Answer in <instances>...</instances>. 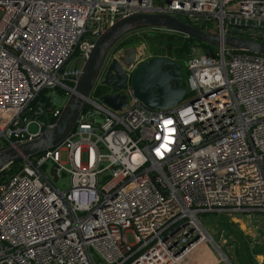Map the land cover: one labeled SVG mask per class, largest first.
Here are the masks:
<instances>
[{
  "label": "built area",
  "instance_id": "1",
  "mask_svg": "<svg viewBox=\"0 0 264 264\" xmlns=\"http://www.w3.org/2000/svg\"><path fill=\"white\" fill-rule=\"evenodd\" d=\"M136 14L264 44V0H0V149L53 128L96 40ZM216 49L186 62L199 100L153 114L130 83L105 86L124 50L109 52L73 133L0 173V264H186L204 240L200 216L264 214V56ZM137 52L129 78L170 58ZM106 95L127 106L112 110Z\"/></svg>",
  "mask_w": 264,
  "mask_h": 264
},
{
  "label": "water",
  "instance_id": "2",
  "mask_svg": "<svg viewBox=\"0 0 264 264\" xmlns=\"http://www.w3.org/2000/svg\"><path fill=\"white\" fill-rule=\"evenodd\" d=\"M142 28H159L182 34L202 44L221 48L247 51L264 56V44L249 39L225 38L207 33L189 23L170 15L136 14L117 21L95 42L89 59L83 66L82 76L65 102L63 111L54 127L32 140L0 149V173L16 162L27 160L61 145L75 130L80 116L84 113L88 99L97 82L100 70L108 53L115 44L130 32ZM136 48L120 52L105 76V86L122 90L130 83L134 96L153 114L169 110L184 101L187 90L183 85L182 66L167 58L157 57L140 63L131 78L127 70L138 62ZM193 101L199 97L195 89L190 90ZM103 104L120 111L127 106L125 97L106 95Z\"/></svg>",
  "mask_w": 264,
  "mask_h": 264
},
{
  "label": "rangeland",
  "instance_id": "3",
  "mask_svg": "<svg viewBox=\"0 0 264 264\" xmlns=\"http://www.w3.org/2000/svg\"><path fill=\"white\" fill-rule=\"evenodd\" d=\"M156 4H160L159 1ZM188 39L182 34L168 30L142 28L125 35L115 44L110 53L116 54L118 51L133 47L144 53L143 56L166 55L181 62L183 84H185L188 77L186 62L196 55H210L202 45L199 43L190 44ZM76 64L77 58L75 57L68 63L67 68L71 69ZM55 96H57V92L52 94L53 98ZM192 97L193 95L188 92L186 98L193 99ZM32 130L34 131V129ZM65 159L66 155L63 154V160ZM54 184L57 188L65 191L70 187V179L68 175H64ZM200 221L204 232L214 240L220 250L210 240H204L201 243L202 246L197 248L199 252L194 253L192 258L189 257L186 264H193L191 261L193 258L194 261L198 260V255L205 256L204 260L210 263L224 260L222 264H258L261 261L264 255V214H255L251 220L246 216L202 215ZM223 253L228 258L227 260L222 257Z\"/></svg>",
  "mask_w": 264,
  "mask_h": 264
},
{
  "label": "trees",
  "instance_id": "4",
  "mask_svg": "<svg viewBox=\"0 0 264 264\" xmlns=\"http://www.w3.org/2000/svg\"><path fill=\"white\" fill-rule=\"evenodd\" d=\"M189 40V43L192 44V43H199L200 45H202V47L205 49V51L207 53H210L211 56H217V49L215 47H211V46H208V45H205V44H202L200 42H197L191 38L188 39ZM189 45L186 47L188 49ZM209 55V54H208ZM71 86V85H70ZM59 93L60 95H64V91L59 89ZM41 155V154H40ZM39 156V155H38ZM24 165V161H21V162H16L14 163L13 165L10 166V168L6 171V174L9 175V176H12L14 174H17L19 173L21 170H22V167Z\"/></svg>",
  "mask_w": 264,
  "mask_h": 264
},
{
  "label": "bare ground",
  "instance_id": "5",
  "mask_svg": "<svg viewBox=\"0 0 264 264\" xmlns=\"http://www.w3.org/2000/svg\"><path fill=\"white\" fill-rule=\"evenodd\" d=\"M202 232H203V239L204 240H210L211 242H213L214 243V241H212V239H211V237L210 236H208L207 234H206V232H204L203 231V229H202ZM203 240V241H204ZM217 248H218V250H220V248L218 247V246H216ZM222 257L224 258V259H226L227 260V258L224 256V254H222ZM211 259V258H210ZM212 263V262H211Z\"/></svg>",
  "mask_w": 264,
  "mask_h": 264
}]
</instances>
